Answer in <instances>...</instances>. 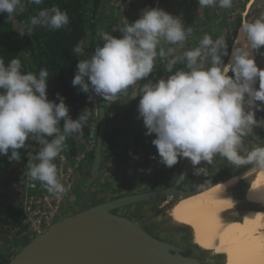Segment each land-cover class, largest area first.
Returning a JSON list of instances; mask_svg holds the SVG:
<instances>
[{"label": "clouds", "instance_id": "clouds-1", "mask_svg": "<svg viewBox=\"0 0 264 264\" xmlns=\"http://www.w3.org/2000/svg\"><path fill=\"white\" fill-rule=\"evenodd\" d=\"M43 3L44 0H0V14H7V22L14 21L26 10V5ZM198 4L199 8L218 4L229 9L233 0H198ZM69 23L68 13L53 6L29 17L20 35L27 32L30 37L37 27L56 31ZM113 31L121 32L122 38L105 31L97 33L103 47L97 46L90 58L79 59L72 80L74 87L79 86L80 91L89 94V100L94 94L110 103L121 94L129 99L139 95L138 119L142 118L147 129L145 135L155 134L152 144L161 158L159 162L168 168L180 158L189 159L194 168L202 161L211 165L219 155L236 167L253 165L264 171V147L240 154L243 137L252 134L256 127L264 128V119L256 118V112L264 111V105L256 103L264 102V69L258 68L253 57V50L259 51L264 46V13L242 24L240 33L244 42L242 46H233L226 65L222 57L229 53L223 36L213 40L205 34L198 47L184 51L181 56L174 55L173 47L166 49V44L184 47L193 29H185L180 17L163 9H145L141 18L131 24L124 18L123 26ZM72 51L82 54L84 50L77 44ZM157 58L166 61L165 71L171 75L155 84L148 81L130 96L129 89L153 73ZM181 63L184 67L173 72ZM22 67L18 58L11 59L7 66L0 58V155H8L11 149L9 160L19 161L17 150L27 148L29 138L38 141L42 147L34 161L28 163L26 175L61 199L71 185L66 187L61 182L62 172L54 161L58 157L63 159L61 153L67 138L74 133L82 134L92 113L85 109L78 119L72 120L64 97L57 93L58 104L47 98L50 77L47 69L41 68L37 75L23 72ZM229 72L233 75L229 76ZM47 137L53 139L49 141ZM207 173L203 167L194 171L197 176ZM29 187L35 184L29 183Z\"/></svg>", "mask_w": 264, "mask_h": 264}, {"label": "crops", "instance_id": "crops-1", "mask_svg": "<svg viewBox=\"0 0 264 264\" xmlns=\"http://www.w3.org/2000/svg\"><path fill=\"white\" fill-rule=\"evenodd\" d=\"M128 1L130 2L127 5L128 8L126 9V15L124 16H127V21L131 18V23H134L136 20L141 18V14L146 7H152L154 5L153 7L157 8V0L150 3L148 2L149 0ZM256 2L257 5L259 4L260 6L263 3L262 0H249L247 10L243 12L241 17H239L240 21L238 20L237 22V20L233 21L230 20V18H227V20L223 18L224 21H222L223 19L221 20L218 4L216 6L205 7L204 10H200L197 5L198 0H162L159 9H163L165 12L173 15L174 17H180L185 29L188 27L193 29L192 35L189 37L184 47L169 44L164 46L166 49L168 47L175 48L176 51L174 55L181 56L184 51L198 47L200 40L205 34L210 35L213 40L223 36L228 45L229 53L228 56L222 57L226 65L229 63L233 45L237 46L239 40L238 37H240L239 29L243 23L248 22L247 20L249 18L250 9L254 6V4H256ZM104 6L105 5H103V9L100 11V14L105 13ZM204 11L208 13L205 15L203 13ZM222 17H225V15H222ZM98 19H100L99 16L97 17V24H99ZM122 35L123 34L121 33V37ZM253 53L255 55V62L258 68L264 69V55L260 54L264 53V46H262L259 51L253 50ZM165 63L166 61L157 58L153 73H151L147 79L142 80L140 88L148 81L155 84L159 79H167V77L171 74L165 71ZM183 67L184 65L182 63L177 64L174 67L173 72ZM232 75L233 74L229 72V76ZM256 89H259L258 79ZM93 98L96 113L99 115V109L103 107L108 116V129L101 155L102 166L100 170V179L98 183L93 184L90 188H88L87 183L94 162L95 150L92 151L87 144L88 134L80 135L76 139L77 145L73 152L75 153L74 157H78L80 159L78 161V167L75 169L78 175V181L72 188L68 204L66 205L65 214H67V212L70 213V211H75V206L78 205V201H81L85 196H87V198L82 204V207L78 206L79 209L87 208L106 200L118 198L124 195L158 191L171 187L176 182L184 166L189 160L187 158H180L179 162L172 168H168L159 162L161 158L159 157L156 147L152 144V141L156 139V136L155 134L145 135L147 129L143 124L142 118L138 119V105L141 98L139 95L124 114H122V111L128 106L127 104L130 101L128 95L121 94L119 99L114 103L105 102L102 97L99 101L97 96L94 94ZM256 103L258 105H264V102L257 101ZM256 118L257 120L264 119V111L256 112ZM98 125L99 122L97 124H93L91 128H96V130H98ZM263 139L264 136H262L261 128H254L252 134L243 137V150L246 151L247 149H251L253 145L256 147H264V143L261 142ZM26 145L27 148L30 149L28 154L32 156L30 157L32 159H29V161H34L35 156L38 154L42 146L38 141L32 140L31 138L26 141ZM31 152H34V154ZM26 164L28 165V162ZM204 164L205 162L202 161L198 168L203 167ZM247 166L248 165L241 166L240 170L244 169L242 171H245L248 169L246 168ZM215 167L217 169V167L219 168L220 166L218 164V166ZM207 170L210 171L209 169ZM13 171L14 169H12L10 172L11 174L9 175V179L12 181L11 184L19 181L20 177L18 175H14ZM238 171L239 167L235 166V168L229 167L228 169H224L222 172L234 175V173H237ZM212 174L215 176V170L212 171ZM202 175L203 174L199 176L193 175L190 185H192V183L195 184L197 180L202 179ZM101 195L106 197L105 200H98Z\"/></svg>", "mask_w": 264, "mask_h": 264}, {"label": "water", "instance_id": "water-1", "mask_svg": "<svg viewBox=\"0 0 264 264\" xmlns=\"http://www.w3.org/2000/svg\"><path fill=\"white\" fill-rule=\"evenodd\" d=\"M161 3L162 0H157V8ZM142 80L130 89V96L140 88ZM137 97L129 99L122 114ZM97 98L100 101L101 97ZM98 122L88 188L100 179L102 148L108 129V116L103 107L99 109ZM30 157L28 154L31 160ZM195 168L188 160L176 182L163 190L124 195L79 209L77 206L82 207L87 198L85 196L75 211L64 213L54 226L27 243L7 264H204L208 257L201 248L176 242L166 233H154L144 222L149 221L151 213L159 211V207L166 202H169L167 208L171 210L177 203L230 180L228 178L207 187L188 190L185 184L194 175ZM255 169L252 165L238 177ZM238 208L235 205L232 210L222 213L221 217L226 222L232 221L230 213ZM3 211L4 197L0 193V215ZM184 228L188 227L173 225L167 229L181 232Z\"/></svg>", "mask_w": 264, "mask_h": 264}, {"label": "trees", "instance_id": "trees-1", "mask_svg": "<svg viewBox=\"0 0 264 264\" xmlns=\"http://www.w3.org/2000/svg\"><path fill=\"white\" fill-rule=\"evenodd\" d=\"M56 6L66 11L70 18L67 27L56 31H50L43 27H37L31 36L20 35L22 25L29 17L36 15L40 10ZM103 0H44L41 5H26V10L17 15L14 21L7 22V14H0V58L5 60V65L13 58L20 59L23 72H38L41 68L47 69L49 79L47 81V98L49 101L59 103L57 93L64 97V102L69 108V116L76 120L85 109L91 110V116L83 128L82 134L74 133L69 136L66 143L71 145L72 154L77 145V137L89 134L93 123H98L95 115L94 98L89 100V94L80 91L79 86L74 87L72 80L77 73L79 59L90 58L97 46L103 47L104 42L98 36L99 28L97 17L102 10ZM154 6V5H153ZM111 29V28H108ZM111 35L113 33L109 32ZM114 36V35H113ZM115 38H122L114 36ZM79 44L83 48L82 54L72 51ZM64 121L59 127L62 129ZM51 137H47L50 141ZM30 149H18L21 158L30 162L28 153ZM8 155H0V193L7 191L11 180L9 179L10 167L14 161L9 160ZM7 209L4 208V211ZM0 215V223L15 226L23 220V212L15 207L8 209V214ZM1 257V254H0ZM10 260L0 259V264H7Z\"/></svg>", "mask_w": 264, "mask_h": 264}, {"label": "rangeland", "instance_id": "rangeland-1", "mask_svg": "<svg viewBox=\"0 0 264 264\" xmlns=\"http://www.w3.org/2000/svg\"><path fill=\"white\" fill-rule=\"evenodd\" d=\"M152 1H155V0H149L148 2L150 3ZM262 1H263V3L261 6L259 4L257 5V2H256V4H254V6L250 9L249 18L247 20L248 22L252 21L256 17L258 18L261 13H264V0H262ZM103 2H104L103 5H105L104 6L105 7V13L100 14L101 13L100 12L99 13L100 15H98L99 18L102 19V20L98 19L99 28H101L103 30H108L107 32L113 33L114 36L121 37V32L113 31V30L114 29L118 30L124 24V21H123L124 18L127 19V16H124V15H126V9L128 8L127 5L129 4L130 1H128V0H103ZM248 2H249V0H233V4H232L231 8L222 9L219 7V11H220L219 14H220L221 20L223 18L225 20H227V18H230V20H233V21L237 20V22H238L239 17H241L243 12L245 10H247ZM113 3H114V5H113ZM197 5L199 7L198 3H197ZM152 8H154V7L149 6V7H146L145 9H152ZM102 9H103V6H102ZM201 9L204 10V8H200V10ZM203 13L206 15L208 12L204 11ZM222 15H225V17H222ZM224 19L222 21H224ZM128 22L131 24V18L128 20ZM108 27H110L111 29H108ZM255 87H256V85H255ZM258 120H260V119H258ZM261 131H262V136H264V128H261ZM261 142L264 143V139ZM243 147H244V144H243ZM254 147H256V146L253 145V147L251 149H247L246 151L242 150L240 152V154L246 155L247 152L251 151ZM218 164L220 167L219 168L217 167V169H216L215 166H218ZM231 166H234V165L230 164L225 158L217 155L214 157L213 163L211 165L207 164V162H205V164L203 166V168H207L210 170L208 173V177H205V175H202V179L197 180V182L195 184L192 183V185H188V183H186L185 186L189 190H194V189H196V187H201V185H205L207 183H214V182L216 183V182H218V180L225 179V178L227 179V176L231 175V173L226 174V172H222V171L224 169H228L229 167L235 168V166L234 167H231ZM240 169H241V167H239V170ZM214 170L217 172V173H215V176H213V174H212V171H214ZM189 183H191V182L189 181ZM16 193L17 192H15V188H13L12 185H10L8 187L6 192L2 193V195L4 197V208H6V207L10 208L11 206H13V207L18 206L17 204H19L20 200H19V197L16 196ZM105 198H106L105 196L101 195V196H99L98 200H100V199L105 200ZM232 198L235 199L236 197L233 196ZM78 203H81V201H78ZM168 203L169 202H166L159 207L160 212L159 211H153L150 215L151 218L149 221L144 220L146 226H148L154 233H160L163 235H164V233H166L169 238L173 239L176 242L179 241L180 243L182 242V243L188 244L189 246L196 247V248L197 247L200 248L199 246H201V247H204L205 249L213 250L218 254H228L225 257V260H226V262H232L229 259V257L232 255L233 251L231 249L230 250H226V249L221 250V249H217V247H218V244L221 245L220 243L226 244L227 242H225V240L227 238L236 236V234L238 233L236 229H238V227H239L238 223H239V221H241L243 219L244 222L250 221L255 226H256L257 222L260 223L261 224V234H259L258 238L248 237V239L246 240V243L244 242L245 241V237H244L241 240L242 243L238 240V241H234V243H232V244L227 243V245L231 246L235 250V252L237 253L238 257L242 258V260H244V261L251 259L253 256H255V254H257L264 247V215L262 213L258 214L254 218V216H255V214H257V212H253V211H251V209L244 210L246 208V207H244V208H242L244 211L241 210L240 212H237V214H235V215H230V217L233 220L230 222H226L221 217V214L223 211H221V212L216 211V214H215L216 220L218 222H220V224H221L220 227L217 228L218 229L216 231L217 236L213 235L212 231H214V230H211V231L209 230L208 233H205L204 237H203L200 224H201V221L206 216V209L202 203L201 205L204 208V216L202 217V219L199 222V233L200 234H199L198 240H197V243L199 245L198 246L194 242L193 230L190 229L189 227L184 228V230L181 232L180 231L176 232V231H172L170 229H167L163 225L167 220L170 221L172 219L170 217V209L167 208L169 205ZM238 203H240V202H238ZM193 208H195V207H193ZM4 212L8 214L9 211L7 209ZM212 213H214V212H212ZM230 214H232V213H230ZM245 217H248L249 219H247ZM214 222L215 221L211 219V227L212 228H214ZM169 224H172V222L167 223V225H169ZM17 228L18 227H15L12 225L9 226V225H5V224L0 223V254H1L0 259H4L6 261L11 260L27 243L30 242L28 237L25 236L24 233H21L19 231V229H17ZM235 232H236V234H235ZM184 235H186V236L184 237ZM201 251H204L206 254V257H208V258L211 255H213L210 251L203 250V249ZM244 258H247V259H244Z\"/></svg>", "mask_w": 264, "mask_h": 264}, {"label": "bare ground", "instance_id": "bare-ground-1", "mask_svg": "<svg viewBox=\"0 0 264 264\" xmlns=\"http://www.w3.org/2000/svg\"><path fill=\"white\" fill-rule=\"evenodd\" d=\"M244 35L240 33V37L237 43V47L239 45L242 46L244 42ZM236 46V45H235ZM255 51V50H254ZM253 57L255 59V55L253 53ZM251 172V171H250ZM248 172V173H250ZM247 173V174H248ZM245 174V175H247ZM244 175V176H245ZM242 176V177H244ZM241 177V178H242ZM230 180L227 182H222V186H217L214 187L213 189L206 191L204 193L199 194L198 196L186 199L180 203H177L174 205V207L170 210V217L172 218L168 222H172V224H169L167 226V223L165 222L163 225L165 227H171L173 225H180V226H185L189 227L190 229L193 230V237H194V242L198 245L197 240L199 236V222L204 216V208L202 207V203L206 198H213L217 197L219 195L223 194H228L230 189L229 187L231 184L239 179L238 175H234L229 178ZM221 182V181H219ZM190 185V184H189ZM224 186V187H223ZM238 192L240 197L251 206V211L257 212V213H262L264 215V171L257 169L253 173H251L248 177L243 179L239 185H238ZM241 207H248L246 204L241 203ZM78 207V206H77ZM178 207V208H177ZM195 207V208H193ZM240 207V208H241ZM76 208V206H75ZM237 230V234L235 237H230L225 240V242L229 243H234V241H240L245 237V243L248 237L252 238H258L259 234H261V224L256 223V226L250 222L242 219L239 222V227ZM242 230V231H241ZM186 235H184L185 237ZM185 239V238H184ZM183 239V240H184ZM182 240V241H183ZM186 240V239H185ZM188 240V239H187ZM227 243H220L221 245L218 244L217 249H226V250H232L233 253L229 257V259L232 262H226L225 257L228 254H218L213 250L205 249L204 247L199 246L203 250L210 251L213 255H211L204 264H264V247L257 253L255 256H253L249 260H242V258H239L235 250L227 245ZM242 243V242H241ZM239 250V249H238ZM247 259V258H244Z\"/></svg>", "mask_w": 264, "mask_h": 264}, {"label": "built area", "instance_id": "built-area-1", "mask_svg": "<svg viewBox=\"0 0 264 264\" xmlns=\"http://www.w3.org/2000/svg\"><path fill=\"white\" fill-rule=\"evenodd\" d=\"M95 115L98 117L97 113ZM93 124L97 123L95 122ZM97 136L98 130H96V128H91L90 133L87 135V144L92 151L96 148ZM51 139H53V137L50 138V141ZM9 152L11 153V149ZM61 155L63 159L58 157L54 162L62 172L61 182L66 187L71 185L70 191L61 199H57L50 195L39 181L29 180L26 175L27 162L23 158L19 161H14L10 167V172L14 169L13 174L20 176L19 181L11 184L14 186L15 192H17L16 196H18L20 200L19 204H17L18 206L15 208L23 212V220L17 225V229H19L21 233H24L30 241L43 234L63 217L72 188L78 181V175L75 169L78 167V161L80 159L74 157L70 144L66 143V148ZM10 174L11 173H9V175ZM29 183H34L35 187H29ZM6 209H9V207H6Z\"/></svg>", "mask_w": 264, "mask_h": 264}, {"label": "flooded vegetation", "instance_id": "flooded-vegetation-1", "mask_svg": "<svg viewBox=\"0 0 264 264\" xmlns=\"http://www.w3.org/2000/svg\"><path fill=\"white\" fill-rule=\"evenodd\" d=\"M240 30V29H239ZM238 34V33H237ZM236 38V37H235ZM234 44V43H233ZM234 46V45H233ZM250 166H252V165H248L246 168H249ZM242 170H244V169H242ZM242 170H239L237 173H234V175H238V174H240L241 172L240 171H242ZM257 170V168L255 169V170H253V171H251L250 173H248L247 175H245L243 178H239V179H237V180H235L232 184H231V186L229 187V189H230V191H229V193L228 194H223V195H219V196H217V197H213V198H206L204 201H203V205H204V207H205V209H206V216H205V218L201 221V224H200V227H201V229H202V236L204 237V234L205 233H208V231L209 230H214V231H212V233H213V235L214 236H217L216 235V231L218 230L217 228L218 227H220V222H218L217 220H216V217H215V214H216V211L217 212H221V211H223L222 213H224L225 211H230V210H232L234 207H235V205H238V209L237 210H235V211H232V214H230V215H235V214H237V212H240L241 210H243L242 208L243 207H241V203H244V204H246L247 206H249V208L248 207H246L244 210H248V209H251V206L248 204V203H246L241 197H240V195H239V192H238V185H239V183L243 180V179H245L246 177H248L251 173H253L254 171H256ZM240 172V173H239ZM243 172V171H242ZM208 173H209V171H208ZM208 173H207V176H205V177H208ZM215 173H217L216 171H215ZM232 175V174H231ZM231 175H229V176H227V179L228 178H230V177H232ZM191 179L192 178H190V180H188L186 183H188L189 181H191ZM224 180H226V178L225 179H221V180H218V182L219 181H224ZM218 182H216V183H218ZM215 183V182H214ZM214 183H207V184H205L204 185V187H207V186H210V185H213ZM215 183V184H216ZM190 184V183H189ZM200 188H203V187H196V189H200ZM189 190V189H188ZM235 193V194H234ZM233 196H235L236 198V200L234 199V198H232ZM235 202V203H234ZM238 202H240V203H238ZM233 203V204H232ZM233 205H234V207H233ZM241 207V208H240ZM227 209V210H226ZM243 210V211H244ZM212 212H214V213H212ZM211 219L212 220H214L215 222H214V228H212L211 227ZM238 221V220H237ZM240 222V221H239ZM239 224V223H238ZM238 226V225H237Z\"/></svg>", "mask_w": 264, "mask_h": 264}]
</instances>
